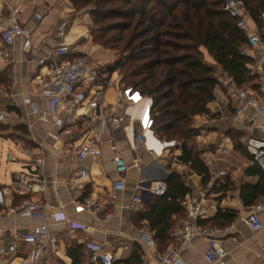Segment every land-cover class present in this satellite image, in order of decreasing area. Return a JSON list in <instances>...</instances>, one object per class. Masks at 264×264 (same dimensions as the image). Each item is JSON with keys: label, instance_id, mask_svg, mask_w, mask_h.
<instances>
[{"label": "crops", "instance_id": "crops-1", "mask_svg": "<svg viewBox=\"0 0 264 264\" xmlns=\"http://www.w3.org/2000/svg\"><path fill=\"white\" fill-rule=\"evenodd\" d=\"M73 11V5L69 0H0V24L6 27L11 23L10 17L14 15L30 33L28 38L17 37L11 47H7L0 38V74L7 81L0 82V110L9 114V121L0 124L2 127L0 141L11 142L27 156L29 155L27 151L30 150L33 156L43 160L42 176L46 180V189L31 194L17 191L15 176L34 167L30 155L31 161L25 163V160L16 158L13 153L9 155H12L14 160H8V155L6 162L22 164V168L20 171H12L11 182L0 183V188L8 190L9 204L17 206L24 198L30 196L40 204H50L44 210L46 215L55 213L57 219H49V229L51 234L57 237V249L51 244L46 246L41 264H72L67 250L73 244L86 245L87 249L89 248L86 252V263L93 264L91 261L93 248L103 243L111 244L115 261L127 260L138 247L143 264H161L154 261V255L155 252L162 253L163 249L159 248L157 243L151 248L145 242V237L151 233L147 222H135L134 219L136 211L142 205L130 209L129 203L141 179V169L144 165L158 161L163 165L164 172L169 174L166 160L174 155L172 167L183 174L181 170L187 166L176 160L181 153L178 144L164 150L163 155L157 156L151 154L145 147L137 151L133 149V136L129 130L128 120L118 126L109 124L101 132L99 117H88L87 122L89 121L90 125L81 122L76 126L58 127L52 119L40 115V112L48 109L50 97L43 93L40 84L41 79L47 78L48 69L45 65H41L39 60L51 57L55 48L61 43L69 46L72 57L87 56L92 70L99 68L102 70L101 77L82 83L78 91H82L89 98H93L96 92H101V102L105 110L128 116V119L136 110L135 94L131 95L129 90L121 89L118 77H115L114 73L110 77L108 73H103L102 68L105 66L102 61L114 59L115 55H110L92 43V21L90 22L83 13L72 15ZM61 21H67L68 24L64 35L57 32ZM253 23L257 25L255 21ZM4 51H7V56H3ZM204 54L206 61L215 65L209 53L205 51ZM253 55L258 56L259 52L249 51L248 56L252 58ZM258 83L259 79L251 85L261 96H264V91ZM217 94L219 99L209 104L210 121L214 120L217 129L200 128L202 132H208L206 136H209V140L214 137L217 142L219 141L216 149H225V151L213 150L211 146L210 150H204L203 158L214 180L218 178V157L228 152L238 154L244 159L241 167L231 165L230 169L220 170L230 174L238 186L246 180L243 178V172L249 165V160L234 148V141L229 132H244L245 136L242 137L244 144L249 136L264 139V131L251 129L246 123L237 122L232 102L222 87L217 88ZM205 116L208 115L197 116L195 120L205 119ZM143 124L142 121L136 120V131L141 132L144 129ZM8 135L14 137L10 138ZM87 135L92 136L95 141L93 152L85 160L80 161L76 158L74 150L82 144L83 136ZM24 141H28L27 147ZM118 154L128 165L127 172L122 175L126 183L124 191L114 189V181L120 177L114 161L115 155ZM138 159L140 161H137ZM82 169L89 172L87 178H80L79 172ZM189 170L192 174L188 176L186 183L193 192L186 199L202 201L207 211V216L200 222L215 216L219 207L239 211V217L226 226L227 234L219 235L228 251L223 260L224 264H264V228L256 233L251 230L247 223L250 209L244 207L239 191H234L218 201L216 194L209 193V187L202 186L201 177ZM33 171L36 172L34 169ZM89 197L96 198L103 205L104 213L101 218L87 211H76L75 204ZM107 213H113V217L105 219L104 215ZM260 215L264 224V211ZM187 219V213L186 217L177 219L172 233ZM42 222L39 217L21 215L6 216L0 221V242L9 245L15 241L18 249L16 254H12L4 264H22V255L31 253L37 247V243L19 241L18 238ZM70 222L84 223L91 230H73L69 227ZM208 226L213 225L208 224ZM172 239V244L180 248L182 264H208L205 259L209 247L206 239L197 237L185 245L176 241L173 235Z\"/></svg>", "mask_w": 264, "mask_h": 264}, {"label": "trees", "instance_id": "trees-1", "mask_svg": "<svg viewBox=\"0 0 264 264\" xmlns=\"http://www.w3.org/2000/svg\"><path fill=\"white\" fill-rule=\"evenodd\" d=\"M70 1L75 8L92 5L90 12L95 28L91 30V37L94 42L114 49L112 38L107 35L117 31L121 34L115 40L121 55L103 67V73L110 77L120 70L125 90L151 100L150 127L159 139L177 142L181 153L176 160L201 177L202 186L209 187V193L216 194L218 201L239 191L244 207L251 209L264 196V168L242 143L245 133L229 132L234 148L249 160L243 172L246 180L238 186L227 173L213 180L203 158L204 151L192 142L200 134L194 125L195 118L210 116L209 104L220 85L216 77L219 70L227 71L240 87L259 79L247 67L253 59L241 52L248 44L246 32L223 10V0ZM244 1L253 21L261 28L264 0ZM203 49L217 66L205 60ZM69 58L78 57L70 55ZM0 82H7L1 74ZM24 143L26 147L29 144L28 141ZM173 158L174 155L165 159L169 168L165 193L152 196L142 204L134 218L135 222H147L162 253L173 243L171 233L177 219L186 217L187 213L183 201L193 192L185 176L172 167ZM238 217V210L219 207L215 216L200 224L226 227ZM88 249L82 244L71 245L67 255L72 264H89L86 263ZM114 264H143L140 249L137 247L127 260Z\"/></svg>", "mask_w": 264, "mask_h": 264}, {"label": "built area", "instance_id": "built-area-1", "mask_svg": "<svg viewBox=\"0 0 264 264\" xmlns=\"http://www.w3.org/2000/svg\"><path fill=\"white\" fill-rule=\"evenodd\" d=\"M222 8L231 17L235 18L237 26L246 32L248 44L242 48V54L248 55L249 51L259 52L258 56L253 55V60L247 64V67L253 75L259 77L258 85L264 91V20L261 28L255 25L244 0H223ZM10 21L11 23L6 27L0 24V38L7 47H11L17 37L25 36L28 38L30 36V33L18 22L14 15L10 17ZM67 25V21H61L57 27V32L60 35H64ZM205 51L207 50L203 49V53ZM7 55V51H4L3 56ZM69 57V46L61 43L55 48L51 57L39 60V63L45 65L48 69L47 78L41 79L40 84L43 93L50 97L48 109L40 112L42 117L52 119L58 127L76 126L81 122L86 123L88 117H99L101 120V132L109 124L118 126L128 120L130 122V125H128L129 130L133 136L134 150L137 151L141 147H145L151 154L161 156L164 150L177 146L175 140L166 141L159 139L148 125V112L146 116L141 114V105L148 104L149 110L151 102L148 97L141 98L137 96L140 99H136L137 97H135L136 112L133 111L128 119V116L107 112L101 102V92H96L93 98H89L82 91H78L82 83L97 78L101 75L102 70L101 68L92 70L87 56H80L74 59H70ZM215 65H217L216 62ZM216 77L220 82L219 87H222L224 93L227 94L228 99L232 102L235 120L239 123H246L251 129L264 131V96H261L252 85L238 86L233 77L225 70H219ZM218 99L219 94H217L216 90L213 101H217ZM136 120L144 123V129L141 132L135 129ZM8 121L9 114L6 111L0 110V124H5ZM87 124L90 125V122L88 121ZM91 137L90 135L83 136L82 144L75 148L74 152L78 160H85L93 152L95 141ZM244 144L247 151L254 157V160L264 168V139L249 136ZM216 150L225 151V149ZM27 152L32 157L34 168L23 171L15 176L17 191L26 194H31L35 191L43 192L46 189V180L42 176L44 162L42 159L33 156L32 151L28 150ZM8 160H14V157L9 155ZM114 161L116 171L120 175L114 181V189L116 191H124L126 183L122 175L127 172L128 165L120 154L115 155ZM137 161L140 160L138 159ZM224 174L226 172L219 171L217 172V177ZM79 176L80 178H87L89 172L82 169L79 172ZM168 176L169 174L164 172L163 165L158 161L144 165L141 169V179L138 181L136 190L130 199L129 208H136L147 202L152 196L164 194L167 189L166 179ZM55 189L58 190L57 186H55ZM8 195L7 189L0 188V221L4 217L11 215L39 217L43 220L40 225L29 229L27 233L18 238L19 241L37 243V247L32 251L31 255H22V264H41L43 263L46 246L51 244L54 249H57V237L53 236L49 229V219H57L55 213L49 216L46 215L44 210L50 204H40L30 196L24 198L19 205L14 206L9 204ZM183 205L187 210L188 219L174 229L172 233L173 238L182 245L193 241L197 237L206 239L209 244L208 250L205 253L207 263L224 264L223 260L227 256L228 251L224 247V242L219 235H226L228 228L217 226L204 227L200 224V220L207 216V211L202 201L197 202L196 200L189 201L185 199ZM75 209L78 212L87 211L92 213L97 218H101L104 213L103 205L94 197H89L83 202L76 203ZM263 211L264 196H261L250 209L247 219V223L254 233L264 228L260 215ZM104 217L105 219H111L113 213H107ZM69 227L73 230H91L88 225L81 222H70ZM145 242L149 247H154L156 244L154 235L152 233L147 234ZM17 251L15 241L9 245H4L0 242V264H4ZM91 261L93 264H114L115 257L111 251V244L103 243L94 247ZM154 261H158L161 264H182L180 248L171 244L165 252H155Z\"/></svg>", "mask_w": 264, "mask_h": 264}, {"label": "rangeland", "instance_id": "rangeland-1", "mask_svg": "<svg viewBox=\"0 0 264 264\" xmlns=\"http://www.w3.org/2000/svg\"><path fill=\"white\" fill-rule=\"evenodd\" d=\"M70 3H71V1H70ZM73 8H74V11H73L72 15H76L77 13L86 14V17H88V20L90 22L92 21V27L95 28V24H94V21H93L94 18L92 16L91 12H90V10L93 9L92 5L87 6L85 8L84 7H82V8H80V7L79 8H75L73 6ZM120 36H121V34L118 31L117 32H110L107 35V37L112 38L111 44H112L113 47H115L114 49L103 47L100 43L94 42L93 38L91 37L92 43L95 46H98L99 49H101V50H103L105 52H108L110 55H113V54L115 55V58L114 59L102 61V62H104V66L105 67L108 66V65H110L112 62H114L121 55L120 48H119L120 46L115 41L116 39L120 38ZM114 74H115V77H118L119 87L121 89H124V84L122 83L123 74L121 73L120 70L117 71V72H115ZM134 94L135 93H132L131 95H134ZM136 94H135V97L138 96V94L137 95ZM139 97H141V96H139ZM141 98H145V97H141ZM136 99H140V98L137 97ZM140 110H142V113L141 114L144 115V116H146V114L148 112V104L141 105ZM211 113H213V112H211ZM205 117H206L205 119L197 118L195 120L194 125L195 124L197 126L199 125V127H197L196 125L195 126L197 127V129L200 130L199 131L200 134L195 139H192V142L194 141L195 145L199 149H201L203 151L205 149L206 150H210L211 149V146H212L213 150H215L216 147H218L219 141L217 142L214 137H211V140H209V136H206V135H208V132H205V131L202 132L201 131V128H207L208 130L215 129L216 128L215 127V122H214L213 119H212L213 121H210L211 118L209 116H205ZM205 121H207V122H205ZM225 127H226V125H225ZM209 141H211V142H209ZM10 153H13L16 158L25 160V163L28 162V161H31L30 160L31 158H30L29 155L28 156L25 155L24 152L21 149H18L11 142H8L7 140L0 141V183H2V184H5L6 182H11V173H12V171H20V169L22 168V164H16L14 162H8V163L6 162V158H7V156ZM243 160L244 159L241 158L240 156H238V154H236L234 152H228L226 155L219 156L218 157L217 170L220 171V170H223V169H226V168L230 169V166L231 165H233L234 167H239V166L241 167L242 164H243ZM181 171L185 175V178L186 179H188V176H190L192 174L187 167H185ZM31 253H29L27 255H31Z\"/></svg>", "mask_w": 264, "mask_h": 264}, {"label": "water", "instance_id": "water-1", "mask_svg": "<svg viewBox=\"0 0 264 264\" xmlns=\"http://www.w3.org/2000/svg\"><path fill=\"white\" fill-rule=\"evenodd\" d=\"M139 96V95H138ZM150 102H151V100H150ZM149 126H150V124H148Z\"/></svg>", "mask_w": 264, "mask_h": 264}]
</instances>
